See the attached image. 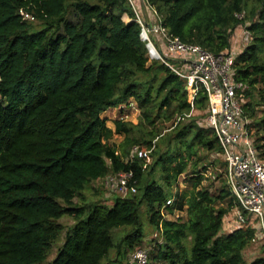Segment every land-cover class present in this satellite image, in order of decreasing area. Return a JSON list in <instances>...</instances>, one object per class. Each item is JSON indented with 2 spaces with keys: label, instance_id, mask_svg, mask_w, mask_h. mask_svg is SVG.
Returning a JSON list of instances; mask_svg holds the SVG:
<instances>
[{
  "label": "trees",
  "instance_id": "1",
  "mask_svg": "<svg viewBox=\"0 0 264 264\" xmlns=\"http://www.w3.org/2000/svg\"><path fill=\"white\" fill-rule=\"evenodd\" d=\"M146 1L169 34L213 54L245 28L233 81L264 163V110L255 117L264 108V0ZM140 30L128 0H0V264H44L62 234L48 264H102L112 251L128 263L149 233L146 264H245L256 230L248 221L222 232L236 202L205 89L195 85L190 100L186 81L150 60ZM131 99L137 124L116 119L110 129L105 113ZM203 153L220 156V167L204 165ZM129 172L135 194H113L111 206L81 201L93 184L105 193L106 176ZM217 180L214 192L204 185ZM169 198L165 212L177 219L161 212ZM63 216L74 220L67 230ZM115 230H124L117 240Z\"/></svg>",
  "mask_w": 264,
  "mask_h": 264
},
{
  "label": "built area",
  "instance_id": "2",
  "mask_svg": "<svg viewBox=\"0 0 264 264\" xmlns=\"http://www.w3.org/2000/svg\"><path fill=\"white\" fill-rule=\"evenodd\" d=\"M128 1L141 27L140 39L145 43L150 60L164 63L185 80L190 100L195 85L201 84L204 87L209 108L206 123L214 131L222 149L226 184L236 202L232 210L236 225L247 224L249 221V226L256 230L257 240L264 242V163L259 158L248 129L250 120L245 116L242 102L236 94L233 81L236 54L232 49L213 54L198 45L184 43L167 32L160 17L146 0ZM144 5L150 8L155 16L154 21L149 22L145 18L141 10ZM26 18L30 17L26 15ZM124 105L132 104L128 102ZM131 154L142 160L149 158L147 151L137 147H134ZM132 178L131 172L117 173L106 176L102 183L107 191L124 196L129 191L131 194L136 193L134 186H128ZM172 203L173 199L169 198L161 209L165 219H177L181 215L178 212L166 214L165 208ZM131 261L132 264H146L148 250L134 251Z\"/></svg>",
  "mask_w": 264,
  "mask_h": 264
},
{
  "label": "rangeland",
  "instance_id": "3",
  "mask_svg": "<svg viewBox=\"0 0 264 264\" xmlns=\"http://www.w3.org/2000/svg\"><path fill=\"white\" fill-rule=\"evenodd\" d=\"M142 10L144 11V16L145 18L151 22V20H149L148 18L151 17V11L150 8L147 5H144L141 7ZM148 13L150 14V16H148ZM124 19L127 21V17L124 16ZM36 23V22H33ZM245 28L244 27H239L238 29H236L232 35V39H231V49L233 50V52L235 54H238L239 51L245 47V45L247 44L248 40H249V36L247 33L244 32ZM174 63V61H172ZM176 64V63H175ZM177 66V64H176ZM251 94L253 96H256V92L255 91H251ZM248 101V99H247ZM129 102L132 104L131 106H125L124 104L114 108V109H110L108 110L105 115H108L111 119L107 120V126L110 127L111 129H114V125L112 124V122L116 119H122L123 121H128V122H132L134 124H137L138 119H139V111L136 108V103L131 99L129 100ZM264 110V108L262 106H258L255 108V117H260L262 111ZM123 111V112H121ZM195 114L197 117V120L202 121L205 116H201L203 113H193ZM184 117L177 119V121H183ZM203 122V121H202ZM168 127V126H166ZM249 132L251 134V138L254 141L256 138L255 135V129L253 128H248ZM122 137L118 136V135H114L112 142L115 145H119L121 143ZM204 155V165H207L211 162H213L214 165V171L216 167H220V161L221 157L216 155V154H202ZM146 163L149 164L151 163V157H149L146 160ZM211 171V168L208 169V172ZM223 171V170H222ZM219 174V172H218ZM209 175V173H208ZM205 186H208L211 192H214L215 190H217L220 186H221V182L220 181H215L213 184L209 183V182H205L204 183ZM96 185L93 184L92 187L90 189H87L84 192V199L81 200L82 202H88V201H92V200H98L100 201V203L107 205V206H111L113 203V199L114 196L113 192L111 191H107L105 190V193L102 192V190H99L95 187ZM185 187H187L184 184H180L179 188L180 189H185ZM95 189L98 190V194L96 195V192L94 191ZM74 203H77L78 205H80V202L75 200ZM225 222L223 225V233H228L230 232L233 228H235L236 226V221L234 219V214H230L227 215L225 217ZM59 223L62 224L65 227V230H67L69 227H71L74 223V220L68 216H63L62 218L59 219ZM124 234V230H115L114 231V236L115 239H119L120 236ZM152 234L149 233L145 236L144 238V243H143V247H145V249H148L151 246V244L149 243V239L152 238L151 236ZM64 241V234L60 235V237L58 238V240L53 244V246L51 247V250L49 252V256L46 260V262L44 264H48L49 262H51L53 260V258L56 255V252L58 250V248L63 244ZM150 250V249H149ZM243 257L245 260V264H250L253 260L260 258V257H264V242L257 240L255 243L249 245L245 251L243 252ZM126 258H128V263L127 261H124L123 264H132V254L130 253ZM117 259H119V257L117 256V253L115 251L110 252L108 258L106 261H104L102 264H116Z\"/></svg>",
  "mask_w": 264,
  "mask_h": 264
},
{
  "label": "crops",
  "instance_id": "4",
  "mask_svg": "<svg viewBox=\"0 0 264 264\" xmlns=\"http://www.w3.org/2000/svg\"><path fill=\"white\" fill-rule=\"evenodd\" d=\"M148 16H150V14L148 13ZM106 117L110 120L111 118L108 116V115H106ZM112 124H113V122H112ZM114 125V124H113ZM110 128V127H109ZM111 129V128H110ZM113 130V129H112Z\"/></svg>",
  "mask_w": 264,
  "mask_h": 264
}]
</instances>
